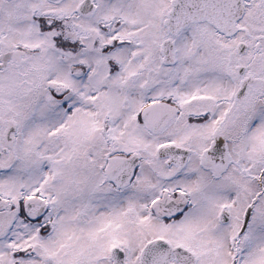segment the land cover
Returning a JSON list of instances; mask_svg holds the SVG:
<instances>
[{"label": "snow or ice", "instance_id": "1", "mask_svg": "<svg viewBox=\"0 0 264 264\" xmlns=\"http://www.w3.org/2000/svg\"><path fill=\"white\" fill-rule=\"evenodd\" d=\"M0 264H264V0H0Z\"/></svg>", "mask_w": 264, "mask_h": 264}]
</instances>
